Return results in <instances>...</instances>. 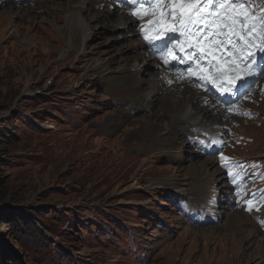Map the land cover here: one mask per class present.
Here are the masks:
<instances>
[{"label": "rangeland", "instance_id": "374dc122", "mask_svg": "<svg viewBox=\"0 0 264 264\" xmlns=\"http://www.w3.org/2000/svg\"><path fill=\"white\" fill-rule=\"evenodd\" d=\"M8 19L0 13V264H264V233L245 212L206 227L177 221L172 197H205L192 186L190 163L214 167L207 181H220L212 194L224 187L211 159H189L185 145L160 162L139 153L143 142L165 140L164 125L144 116L149 108L132 109L124 123L117 107L130 104L114 94L115 81L87 77L112 55L110 43L123 44L113 38L126 45L132 34L97 24L86 62L77 43L65 55L55 17H41L43 29L24 37L8 31ZM259 108L261 122L247 127L254 141L245 152L253 158L264 157V104ZM177 167V181L157 179Z\"/></svg>", "mask_w": 264, "mask_h": 264}, {"label": "bare ground", "instance_id": "6f19581e", "mask_svg": "<svg viewBox=\"0 0 264 264\" xmlns=\"http://www.w3.org/2000/svg\"><path fill=\"white\" fill-rule=\"evenodd\" d=\"M0 1H2L0 3V13H5L10 17L8 20L11 21V28L8 31H13L15 28L23 37L27 34V29L29 33L37 32L40 28L43 29V25L39 24L41 23V17L44 16L50 22L52 21V17H55L56 22L62 23L60 26L61 29H58V33L62 36L60 32L62 31L68 43V51H66L65 55L67 57L71 55L75 43H77V52L86 51L87 54L82 56L79 61H92L88 55L95 51H93V47L90 45V35H92V37L97 35L95 30L97 24L100 25L101 31L105 28L110 29V26H112L114 29H119L120 31L129 28V31L132 32L131 27L133 24L127 17L130 15L129 12L117 5L112 8V4H107V9H96V4L98 2L95 0H37L36 2H32L37 4V6L31 4L26 7H17L15 5H10L5 2V0ZM84 4H86V7ZM58 5H60V8H57ZM40 8L42 10L39 12L38 9ZM63 8L65 10H62ZM60 10H62V12L59 14ZM11 13L14 14L11 15ZM117 13H125L127 16ZM83 16L86 17V20H84ZM34 19L38 20V24H33ZM25 22L26 25L24 24ZM132 35L130 37H133ZM113 39L115 43L123 44L116 47L113 43H110L108 45V50L112 52V55L108 56V53H106V63L90 70L91 73H86L87 77L96 76L102 83L104 80L112 78L115 81L114 87L112 88L116 92L114 94L122 95L123 101L129 102L130 109L138 108L139 110H143L149 108L150 112L146 113L144 116L149 119H158V121L164 125L166 134L164 135L165 140L163 142L160 144L143 142L140 144L141 148H139V153L141 152L145 155L150 154L153 161L160 162L165 153H167L166 155L174 154L173 148L179 144L177 133H181V125L193 127L199 123H203L205 126L210 127L206 121V119L208 120L211 118L210 110L201 107L198 100L190 96V92L183 90L175 91L174 89L166 88L163 78H161L159 72H157L158 69L146 56L145 52H135L136 54H132L135 51V47L138 51L144 50L140 42L137 41L138 43H135L134 40L128 38L127 44L124 45V41L123 39L120 40V37ZM118 66H123V69L120 70L117 75L110 76V74L115 73L114 69ZM108 84L110 83L108 82ZM159 91L162 92L159 94ZM117 108L119 109L116 115L121 121L126 123L131 120L129 118L131 115L129 110L122 109L121 106ZM113 123L118 125L116 117H113ZM170 129H173V132H170ZM136 144H138V142H136ZM180 147L183 148V145H180ZM207 166L206 163L202 164L196 162H192L188 165V171L192 175V178H190L195 182L197 191L201 189L203 192H206L212 188V185L206 184L210 176V168ZM214 171L218 172V169L215 168ZM181 174L182 170L177 167L173 169L172 175L157 179H163V182L173 183L177 181V178L181 177ZM241 224L243 223L241 222Z\"/></svg>", "mask_w": 264, "mask_h": 264}, {"label": "snow or ice", "instance_id": "6c2138e0", "mask_svg": "<svg viewBox=\"0 0 264 264\" xmlns=\"http://www.w3.org/2000/svg\"><path fill=\"white\" fill-rule=\"evenodd\" d=\"M125 2L132 8L130 14L138 20H143L145 15L155 18L151 28L143 31V38L149 46L154 45L155 41H162V47H157L156 51L161 53L160 59L165 64L169 63L165 53L170 51L169 45L176 42L169 34L175 33L183 37L184 44L192 49L186 55L198 66L196 71L190 73L189 79L197 77L199 81L211 84L222 93L240 96L246 95L250 90L249 77L264 75V63H259L256 59V51L264 53V15H261L264 13V0L256 12L245 7L246 4L255 3V0ZM153 29L156 31L150 34ZM257 40L260 42L257 43ZM180 50L183 51V48ZM179 59L180 57H173V61ZM205 60L207 63L203 64ZM236 115L245 113L237 112ZM225 167L231 175L233 167L242 165L226 164ZM233 183H236L235 176ZM261 199H264V194ZM248 203L251 205L252 201Z\"/></svg>", "mask_w": 264, "mask_h": 264}, {"label": "trees", "instance_id": "16d2710c", "mask_svg": "<svg viewBox=\"0 0 264 264\" xmlns=\"http://www.w3.org/2000/svg\"><path fill=\"white\" fill-rule=\"evenodd\" d=\"M4 137H7L6 135H4ZM2 223H7V221H3Z\"/></svg>", "mask_w": 264, "mask_h": 264}]
</instances>
